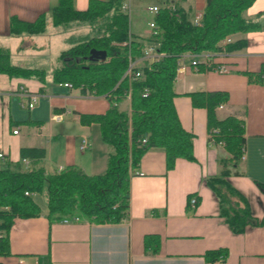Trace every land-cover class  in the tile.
I'll return each mask as SVG.
<instances>
[{"label": "crops", "instance_id": "obj_1", "mask_svg": "<svg viewBox=\"0 0 264 264\" xmlns=\"http://www.w3.org/2000/svg\"><path fill=\"white\" fill-rule=\"evenodd\" d=\"M89 1L74 0V6L86 10ZM130 1L126 0L125 4L130 6ZM57 3L58 0H0V46L9 49L11 63L48 73L45 81L0 74V153L3 154L0 161L3 167L14 168L19 164L23 168L40 166L46 171V165L51 162L52 140L64 136L73 139L74 147L70 153L65 151L52 173L77 166L86 175H101L107 170L113 148L104 143L97 145L93 130L98 125L84 126L79 116L105 114L112 103L106 96L54 83L53 72L63 66L60 54L74 46L68 48L73 39L67 45L69 34L65 31L78 27L53 25L51 12ZM154 6L183 9L194 20L196 14L204 13L206 0H153L145 7L152 15L149 24L155 18L149 8ZM41 14L46 16L44 33L11 34L12 17L34 21ZM244 16L264 27V0H256ZM149 32L150 27L142 34H133L147 38ZM238 40L247 42L244 49L208 54L213 65L227 66V73L212 70L197 73L189 65L192 55L187 54L184 60L187 68L177 76L178 96L174 105L183 128L194 136V161L178 159L175 168L168 171L163 149L145 153L134 168L136 174L131 176L129 216L119 224L97 225L81 216L76 217L78 221L70 218L50 222L48 211H42L37 218H16L9 234L11 255L0 257V264H50V261L52 264H264V225L234 234L219 217L218 199L206 182L220 176L222 162L231 156L223 146L209 143L207 111L193 107L187 96L194 92L229 94V102L219 108L218 114L235 116L245 122L246 144L244 156L237 164L228 161L231 174L227 180L248 198L254 215L263 219L264 192L260 185H264V28L232 37V41ZM15 54L21 55L16 59ZM51 60L55 68L49 71L46 66ZM245 72L260 74L263 81H250ZM33 93L39 95L38 104L28 109ZM119 108L129 111V103L124 101ZM55 116L61 119L55 120ZM28 121L41 125L27 124ZM65 121L72 124L78 135L66 132L67 125L55 134V129ZM15 130L19 133L14 134ZM83 137L90 143L85 150L80 148ZM94 147L97 154H93ZM23 149L35 153L24 158ZM77 149L85 154L75 156ZM192 197L198 200L195 209L190 207ZM147 235L159 237L158 248L145 247ZM222 249L228 251L225 260L206 261L204 256L208 251Z\"/></svg>", "mask_w": 264, "mask_h": 264}, {"label": "trees", "instance_id": "obj_2", "mask_svg": "<svg viewBox=\"0 0 264 264\" xmlns=\"http://www.w3.org/2000/svg\"><path fill=\"white\" fill-rule=\"evenodd\" d=\"M256 0H206L201 25H195L192 14L183 9L161 7L155 16V33L147 38L134 35L130 29V16L123 11L126 0H90L86 10H78L74 0H58L52 9L54 26L75 22H88L98 36L82 40L60 54L63 66L56 69V84H71L92 95L106 96L119 105L127 99L131 90V112L112 107L105 114H80L84 126L99 125L102 140L113 148L104 174L89 176L77 166L47 174L40 166L23 168L21 165L3 167L0 161V257H8L10 230L16 218L40 217L42 209L32 198L46 187L47 211L50 222L84 217L93 224H119L130 211L131 169L140 163L151 149H163L166 169L173 170L178 159L194 161V136L186 131L178 116L174 99L178 62L183 55L226 54L246 47L245 40L224 43L237 34L256 32L264 27L246 18L244 13ZM46 16L41 14L34 21L17 17L10 20L12 35L42 34L46 30ZM129 42V45H123ZM154 45L163 57L155 62L141 60L138 70L141 78L130 82L126 72L129 57L139 61L144 49ZM105 51L107 61H91V50ZM204 71V68H201ZM0 74L11 78H37L45 81L48 73L43 69L14 66L8 48L0 46ZM250 81H263L260 74L245 72ZM148 89L150 95L143 97ZM195 108L207 111L208 131L217 129L218 142L231 156L222 162L220 176L209 178L206 185L213 191L219 203V217L223 218L234 234H243L250 227L264 225L253 213L246 196L227 180L231 171L228 161L234 165L244 156L245 122L235 116L221 117L220 106L226 105L227 92H194L187 94ZM27 124L41 125L32 121ZM25 124V123H24ZM19 125V124H16ZM143 139L147 143L142 145ZM35 150H22L24 158ZM264 192V185H260ZM28 193V194H26ZM159 237L147 235L145 247L159 246ZM228 251L212 250L205 254L206 261L225 260ZM50 264L51 261H50Z\"/></svg>", "mask_w": 264, "mask_h": 264}, {"label": "rangeland", "instance_id": "obj_3", "mask_svg": "<svg viewBox=\"0 0 264 264\" xmlns=\"http://www.w3.org/2000/svg\"><path fill=\"white\" fill-rule=\"evenodd\" d=\"M152 1L153 0H131L130 1L129 16H130V29H131L132 33L142 34L146 29H149V27H150L149 22L152 20V15L147 11V9L145 7L149 2H152ZM69 26H78V27L74 28V29H68L67 28V31H65L66 33L69 34V36H67L68 39L66 41L67 45L70 44V39H73V42L68 46V48H70L72 45H76V43L81 39L85 40V38L88 39V38L99 35V32H97L96 30H93L90 27V24L88 22H75V25L71 23ZM70 28H73V27H70ZM72 31H73V34L70 35ZM68 48H66V49H68ZM20 55L21 54L16 56V54H15L14 57L16 59H18L20 57ZM49 56H50V54H49ZM53 60H51L50 65L47 64V66H46V69H48L49 71H51L55 68ZM175 89H176V87H175ZM64 125H67L66 132L69 131V134H71L72 136L78 135V131L74 128L72 129V127H73L72 124L68 125L66 123V121L64 123L60 124L57 127V129H55V131H54L55 134H56L57 130H58V132H60L59 129L61 128V126H64ZM93 137H94V140H96L97 145L104 143L102 140L101 130H100L99 125L94 126ZM78 143H79V141H78ZM73 147H74L73 139L65 138L64 136H58L57 140L54 138L52 140V146H51V151H50V155H49V161H51V162H49L46 165V171H47L46 173L50 174V173L54 172L55 167H57V164L59 163V161L63 157V154L65 153V151L67 150L68 153H70L72 151ZM92 151L94 152L93 154L98 153V150L96 149V147H94L92 149ZM86 152L90 153V151H86ZM77 153L78 154L75 156H81V155L85 154V153L81 152L79 149H77ZM24 168H26V167H24ZM32 198L40 205L42 211H44V212L47 211L46 187L43 189V191L41 193H33Z\"/></svg>", "mask_w": 264, "mask_h": 264}, {"label": "built area", "instance_id": "obj_4", "mask_svg": "<svg viewBox=\"0 0 264 264\" xmlns=\"http://www.w3.org/2000/svg\"><path fill=\"white\" fill-rule=\"evenodd\" d=\"M168 9H175L174 6H167ZM123 11L127 12L129 14L130 12V6L125 4L123 6ZM149 11L154 14L155 16L159 13L160 8L159 7H150ZM203 19V13L202 14H196L193 22L195 25H201V21ZM150 32L149 34L152 35L153 33H155L156 30V26H155V22L152 21L150 24ZM232 42V38L229 37L225 40V44L226 43H230ZM123 45H129V42H124ZM187 55V54H186ZM186 55H183L179 62H178V68H177V76L180 74H183L187 68V64L184 62ZM163 57V55H161L159 52H157L156 47L154 45H148L145 49H144V55L143 57L139 60V61H133L131 57H129V67L128 70L126 72V76H128L130 82L136 81L139 78H141V72L138 70V65L140 63L141 60H148L150 63L151 62H155L160 60ZM192 60L190 61L189 65L192 66L194 68V71L199 73L201 72V68H204V71H216L220 74H225L228 72L227 66L225 65H221V66H215L213 65L212 61L213 59L208 55V54H203L201 56H195L192 55ZM109 59H107L108 61ZM264 78V76H263ZM65 86L71 87V84H65ZM150 95V91L148 89H146L143 93V97L146 98ZM38 99H39V95L38 94H31L30 95V101L29 104L27 105L28 109H33L37 104H38ZM126 101L129 103V112H131V90H129V93L127 95V99ZM112 105L115 107H119V104L117 102H112ZM223 108V106H220V109ZM55 120H59L61 119V116H55L54 117ZM19 130H15L14 134H18ZM219 135V132L217 129H212L208 132V140L209 143L211 145H220L223 146L222 142H218L217 141V137ZM147 143V139H143L141 144L145 145ZM90 147V143L89 140L86 137L82 138V142H81V150H85L88 149ZM0 158H3V154L0 153ZM63 170V168H60L59 171ZM131 176H134L136 174V172L134 171V169H131L130 171ZM139 175H143V174H139ZM28 194V193H26ZM198 200L196 197H192L190 199V207L192 209H195L197 206ZM78 218H73V221H78ZM65 222L67 223L68 220H65ZM0 238H2L1 234H0Z\"/></svg>", "mask_w": 264, "mask_h": 264}, {"label": "water", "instance_id": "obj_5", "mask_svg": "<svg viewBox=\"0 0 264 264\" xmlns=\"http://www.w3.org/2000/svg\"><path fill=\"white\" fill-rule=\"evenodd\" d=\"M89 59L91 61H106L107 53L105 51L91 50Z\"/></svg>", "mask_w": 264, "mask_h": 264}]
</instances>
